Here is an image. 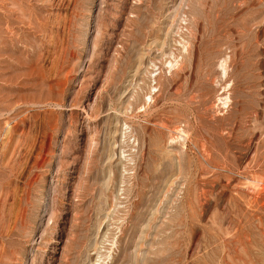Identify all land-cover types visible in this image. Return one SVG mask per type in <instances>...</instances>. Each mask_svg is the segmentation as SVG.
<instances>
[{"label":"rangeland","instance_id":"rangeland-1","mask_svg":"<svg viewBox=\"0 0 264 264\" xmlns=\"http://www.w3.org/2000/svg\"><path fill=\"white\" fill-rule=\"evenodd\" d=\"M0 264H264V0H0Z\"/></svg>","mask_w":264,"mask_h":264}]
</instances>
